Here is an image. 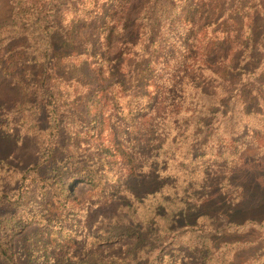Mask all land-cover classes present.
<instances>
[{
  "label": "trees",
  "instance_id": "obj_1",
  "mask_svg": "<svg viewBox=\"0 0 264 264\" xmlns=\"http://www.w3.org/2000/svg\"><path fill=\"white\" fill-rule=\"evenodd\" d=\"M108 3L111 4L109 8L106 7ZM70 4L72 7L68 6ZM69 7L74 8L70 0H14L12 16L17 24L12 33L6 36L0 33V53L7 62V65L0 62L1 68L21 86L26 97L33 96L42 111L54 120H57L56 109L49 108L48 103L53 101L56 105L61 99L56 81L58 84L69 83L77 76L91 87L89 82L81 79L84 66L88 68L91 63L98 66L101 106L105 112L98 118L97 135L104 134L105 126H108L112 135H124V138H115L118 145L133 133L130 145L151 148L152 140L135 142V133L143 136L149 134L148 131L160 130L163 135L172 132L174 136L193 138L188 144L191 151L186 155L191 159L196 153L194 149L204 148L201 141L207 120L218 114L264 115V82H261L263 91L256 87L257 78L262 74L260 69L264 67V55L259 53L264 52V43L259 39L264 20H258L264 18V0H79L75 8H81L88 16L64 20L63 15L72 10ZM100 15L102 19H99ZM92 28L98 32L93 33ZM20 39L27 42L18 47L6 41ZM75 57L82 58L72 62ZM40 64L46 71L33 68ZM56 71H64V74L59 76ZM79 71L82 76L78 75ZM48 98L50 102H47ZM232 103H239L237 112ZM125 110L129 118L124 125L121 123ZM143 125L148 126V131H144ZM246 132H252L248 125ZM247 142L256 141L250 139ZM173 143L179 142L174 140ZM153 147L164 148L165 144L155 142ZM236 163L223 165L232 167ZM86 173L94 172L90 169ZM223 175L229 182L228 174ZM52 177H46L47 182ZM56 177L54 174L55 188L49 187L55 190L57 200L48 198L36 212L48 225L62 223L68 212H64L68 207L65 195L68 196L70 187L61 184V179L56 180ZM93 178L92 189L100 185L99 179ZM164 178L157 177V189L163 187ZM152 181L148 189L132 191V197L137 199L146 192L154 193ZM7 199L12 198L7 195ZM20 199L18 196L13 203L21 205ZM134 199L129 210L132 223L116 221L110 224L117 237L140 229L133 257L143 247H139L140 243L150 241L153 231L159 230V239L166 246L157 258L144 264H230L234 242L213 245L217 235L213 232L219 230L211 223L200 224L203 217L197 213L201 210L200 202L195 204L182 198L177 204V199L169 195L157 205L155 199H150V208L140 220L135 218ZM2 207L0 196V209ZM30 221L24 213L0 212V258L3 264H22L15 256L14 245L16 237ZM233 224L240 228L264 227V219L252 218ZM108 235L97 234L94 239L102 242L111 238ZM70 241L65 240L68 248L72 246ZM55 255L59 264H76L63 254ZM60 256L63 261L59 260ZM140 259L143 256L135 260ZM103 263L99 261L98 264ZM121 263L129 264L118 257L108 264Z\"/></svg>",
  "mask_w": 264,
  "mask_h": 264
},
{
  "label": "rangeland",
  "instance_id": "obj_2",
  "mask_svg": "<svg viewBox=\"0 0 264 264\" xmlns=\"http://www.w3.org/2000/svg\"><path fill=\"white\" fill-rule=\"evenodd\" d=\"M70 1L74 8L71 4L69 8L77 10L63 15L64 20L88 16L81 8H75L79 0ZM110 5L108 3L106 7ZM13 8L14 0H0V33H4L3 36L12 33L14 24H17L12 16ZM90 30L98 32L93 28ZM262 34L264 22L259 35L264 43ZM6 41L17 47L27 42L26 39ZM259 53L264 55V52ZM81 58L75 57L72 62ZM0 62L7 65L1 53ZM33 68L46 71L43 64ZM84 68L81 79L84 78L91 87L77 76L79 82L74 77L69 83L58 84L56 81L61 99L56 105L50 102V98L46 99L50 102L49 108L56 109L57 120H54L42 111L33 96L26 97L21 86L0 66V196L3 206L0 212L24 213L31 220L16 237L14 253L17 259L22 264H59L55 254H63L76 264H98L99 261L108 264L116 257L129 264H144L157 258L156 255L166 246L159 239V230L153 231L150 241L140 243L139 247H143L133 257L140 229L117 237L110 226L116 221L132 223L129 210L134 197L131 192L148 189L153 179L151 189L154 193L146 192L141 198L134 199L135 218L142 219L150 208V199H155L157 205L169 195L177 199V204L182 198L195 204L200 202L201 210L197 212L203 214L200 224L211 223L219 232L222 230L221 234L213 232L217 233L213 245L234 242L230 264H264V227L250 225L240 228L233 224L252 218L264 219V115L218 114L207 120L201 141L204 148L194 149L196 153L191 159L186 155L191 151L188 144L193 141L192 137L174 136L172 132L163 135L160 130L148 131L147 125L143 128L149 134L135 133V142L152 140L153 145L162 142L164 148L153 145L151 148H135L130 145L133 133L118 145L115 138H124V135H112L108 126H105L104 134L97 135L98 118L105 113L101 106L98 66L91 63ZM260 72L256 87L263 91L264 67ZM56 73L60 76L64 71ZM78 75L82 76L80 71ZM232 107L236 112L240 109L239 103H232ZM122 118L121 124H126L127 110ZM113 119L116 121L115 117ZM110 123L112 125V119ZM247 125L252 132H246ZM250 139L256 142H247ZM174 140L179 143H173ZM230 163L236 164L232 167L223 165ZM212 166L216 167L210 169ZM90 169L94 173L88 175L86 172ZM223 173L228 174L229 182L223 179ZM54 174L56 180L61 179V184L70 187L68 196L65 195L68 207L64 209V212L68 211V219L65 217L62 223L48 225L36 212L48 198L54 197L55 201L58 198L55 190L49 187L56 186ZM50 175L53 177L47 182L46 177ZM95 176L100 185L92 189L91 180ZM157 177H165L162 188L157 189ZM132 178H136L135 182L130 181ZM241 194L244 196L240 197ZM7 195L12 199H7ZM18 196H21L18 201L21 205L13 203ZM102 233H109L111 238L96 241L95 236ZM66 239H71L70 248ZM138 256L143 259L135 260ZM59 260L63 261L61 256ZM0 264H3L1 258Z\"/></svg>",
  "mask_w": 264,
  "mask_h": 264
}]
</instances>
